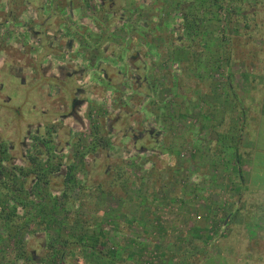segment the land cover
Instances as JSON below:
<instances>
[{
  "label": "rangeland",
  "instance_id": "1",
  "mask_svg": "<svg viewBox=\"0 0 264 264\" xmlns=\"http://www.w3.org/2000/svg\"><path fill=\"white\" fill-rule=\"evenodd\" d=\"M110 1L0 0V86L6 88L0 90V140L3 148L16 146L0 162V264H264V179L253 173L255 189L243 188L241 160L233 153L262 106L241 98L246 59L263 40V0H115L112 7ZM57 4L74 16L53 17L46 23L51 31L83 21L115 36L122 69L116 101L131 109V129L110 132L104 121L115 101L110 92L85 94L96 103L80 109L83 124L66 119L73 125L64 130L58 122L59 167L37 181L35 166L21 160L20 140L28 123L32 131L38 126L35 116L42 118L46 104L33 89L27 99L33 74L27 58L35 49L25 46L23 53L20 41L25 22L39 28ZM109 39L100 45L110 46ZM132 54L141 59L131 60ZM50 61L41 70L63 75L59 66L66 58ZM12 73L27 83L15 79L8 86ZM91 75L85 71L83 81ZM57 99L45 106L47 120L58 115L52 114ZM19 104L25 115L16 110ZM138 130L144 134L135 142ZM15 204L19 218L8 229L4 214ZM41 206L48 226L36 224ZM80 232L95 233L92 242L84 241H100L103 259L77 242L63 246L64 238L76 241Z\"/></svg>",
  "mask_w": 264,
  "mask_h": 264
},
{
  "label": "flooded vegetation",
  "instance_id": "2",
  "mask_svg": "<svg viewBox=\"0 0 264 264\" xmlns=\"http://www.w3.org/2000/svg\"><path fill=\"white\" fill-rule=\"evenodd\" d=\"M114 4L115 0H111L110 7H112ZM54 11L55 12L50 13L49 17H44L43 21L41 20L39 22V28H33L29 22H25V29H23L21 33L22 39L20 41L23 48L27 46V48L32 47L35 49L33 51V55H30L27 58L30 59L33 69V74L31 77L32 81L30 83L31 87H26L28 88L27 99L31 100L29 91L32 89L33 93L35 90L37 91V93H35L33 97L36 96L38 101H43V103H45L48 108H50L49 106L52 104V101L50 100L58 98L53 105L55 108H53L52 110V114L55 113L58 115L56 119L52 121L47 120L49 119L48 117H46L48 108H46V105L44 104L40 106V110L42 111V114H44L42 115V118L40 117V114L35 116L34 109L37 107V101H34V109L29 108L28 110L29 113L33 112L38 126L35 127L34 131H32L29 128V126L31 127L32 123H28L26 135L24 136V138H22V140H20L21 160L23 161L24 165H32L33 168L35 166V169H32V172H34V176L32 177V179L37 181H39L41 177V174L39 172V169H41L40 162H44L45 166L46 163L50 165L49 167L44 169H47L48 174L50 173L48 176L49 179L55 173L58 145L55 137L56 131L60 129L58 128V122L62 121L61 128L64 130H69V128L73 125L71 123L67 125V122L64 123L66 119L68 120L73 118L76 123L83 124L84 117L81 114L80 109H82L85 104L86 106H89L94 104V102L96 103L95 97L93 98L91 96L89 98H86L84 97L85 94L91 93V95H98L99 93H102L104 91L110 92L111 101L115 100L111 102L112 109L109 112L111 116H109L110 114L108 113L107 116H105V119L104 115L100 114L97 115V118L99 116H102L105 119V122L108 121L107 124H110V132L115 130V132H118L117 129L127 132L131 129V125L127 124L130 120L131 109L128 107H124V105L121 106L120 101H116V93L119 92V86L121 85L120 76L122 74V69L120 62H118L117 60L119 56L114 52V46L116 45L117 41L115 40V36L113 34L108 35L106 34V32L104 34L105 30L101 28H97V30L86 28L83 21L80 22V26L78 25L77 27H75L76 25H73L74 28L70 27V29L66 28L65 30L56 28V30L51 31L49 28H47L48 25H46V23L48 24V22L52 20L53 17L56 19V17L62 18L63 16H67L69 17V20H71L74 16V14L72 13H63L62 11H64V7L62 8L58 4ZM41 16L42 15H37L35 19L39 20ZM44 24L45 26L43 27L42 25ZM29 33L32 36L33 43H30L28 41ZM103 37H110L109 41L112 42H109V44L112 49L110 48V46L104 48L100 45ZM110 49L111 53H108V51L110 52ZM26 50L27 49L25 47L23 49V53L27 52ZM61 56L64 59L66 58V62L63 61V63H60L61 65L59 66V69L62 70L63 75L59 76L54 73L47 74V72L41 70L43 69L45 63L44 61L49 63L46 64L51 65L52 62L50 61V58H59ZM136 57L141 59L139 55L136 56L134 54L130 56V59L133 60ZM47 59L49 60L47 61ZM133 67L134 68H132V70L136 71L137 69L134 64ZM85 71H91L92 74L90 76V80L87 83L83 81ZM130 74L131 73H129L128 75L127 73V75L131 78ZM12 76L10 78V82L7 84L8 86H10L11 82L15 81V79H19L18 81H21L22 84L27 83L24 77H19L14 73H12ZM124 78L126 80L127 77L124 75ZM46 85L47 87H45ZM41 88L47 90V94H45L48 96V101L42 99L44 95H42L43 91L41 90ZM4 89H6L5 84L1 81L0 90L4 91ZM8 96L9 93L4 94V97L10 98ZM27 99L24 100L26 101ZM19 101L21 104L22 99L19 98ZM20 104L19 106H17L18 109L16 110H18L19 114L22 113V115H25L26 113L22 112ZM100 123H102V121H99L98 125ZM64 124L66 125V127ZM100 127L101 126H98L96 130H99ZM143 130H138L139 133L134 134L135 142L138 138L141 139L144 134ZM154 131V128H151L149 130V133L153 134ZM139 134L140 136L138 137L137 135ZM3 145L4 142L0 140V162L2 164L4 163V157L6 158L7 156H9L16 147L12 144L10 147L3 148ZM0 170H3L1 165ZM30 187L29 191H31L32 189Z\"/></svg>",
  "mask_w": 264,
  "mask_h": 264
},
{
  "label": "crops",
  "instance_id": "3",
  "mask_svg": "<svg viewBox=\"0 0 264 264\" xmlns=\"http://www.w3.org/2000/svg\"><path fill=\"white\" fill-rule=\"evenodd\" d=\"M261 10L262 14H260V20L264 21V6ZM262 28L263 29L260 30V37L263 38L262 43L259 46L256 45L253 50H250L252 54L249 56V59H246L249 76L247 75V73H244L247 78L244 85H246L247 92L241 98L243 103L255 99L260 101L259 104L262 103L261 108L259 105V110H257L255 114L256 120L254 121V124L251 125V130H249V133L247 129L244 130L250 135H248L249 140L247 138L246 142H244L242 146L239 145L238 149L239 154H241L242 165V168L239 167V170L241 171V173L242 170L244 171L241 177L242 186L243 188L246 187L249 190L255 189L252 186L253 179L251 175H253V173L256 174L258 172L260 178L262 180L264 179V23ZM251 63L252 65H249ZM261 68H263V72L261 71ZM257 69L259 70L257 71ZM231 86L232 83H230V87H228V90H232ZM256 95L258 98L256 97ZM238 97L240 96L238 95ZM246 104L243 105L247 108L248 104ZM235 148L236 147L234 146L233 149ZM259 187V189H261L260 191L264 192V186Z\"/></svg>",
  "mask_w": 264,
  "mask_h": 264
},
{
  "label": "trees",
  "instance_id": "4",
  "mask_svg": "<svg viewBox=\"0 0 264 264\" xmlns=\"http://www.w3.org/2000/svg\"><path fill=\"white\" fill-rule=\"evenodd\" d=\"M216 1H219V0H216ZM161 8H162V6H160ZM239 139V138H238ZM238 139L236 138V140H237V142H235V149H233V153L236 155V158H238L239 160H241V154H239V151H238V149H239V147H238ZM235 140V141H236ZM43 163L44 162H42V164L41 165H43ZM59 163V162H58ZM44 166V165H43ZM43 166H41V171H40V174H41V177H40V180H42V181H47V179H48V172H45V171H47V169L46 170H44L45 169V167H43ZM59 167V166H58ZM58 167L56 166V170L58 169ZM45 179V180H44ZM241 189H243V188H241ZM240 191H243V190H240ZM24 205H27V204H24ZM29 206V205H28ZM12 207H14L15 209L14 210H12V212H9V213H7V214H4V217H6V218H4L5 220V223L6 224H9L10 226L8 227V229L15 223V220L17 219V218H19V215L17 214V212H16V208H17V204H15L14 206H12ZM43 207L41 206L40 207V211L41 212H39L41 215L38 217V221H37V223L36 224H40V225H43V223H45V226L47 225V223L49 224V222L51 221V219L49 220V222H44V220H45V218H43V212H44V209H42ZM33 210V206H29V208H28V213H30L31 211ZM31 213H33V211L31 212ZM26 217H28V216H26ZM42 219V220H41ZM52 222V221H51ZM48 226V225H47ZM24 228H27V227H24ZM95 235V233L93 232V234H89V233H87V232H80L79 234H78V236H77V239L78 240H76V241H72V240H70V239H72V238H64L63 240H64V242H63V240H61V242H63V246L64 247H66L65 245H66V243L68 244L69 242H71L72 244L73 243H75V242H77L78 244L80 243V245H82L84 248H90L91 250H92V253H93V255L92 256H94V257H96V258H101L102 257V259H103V257H105L106 255H105V253H104V251L103 250H101L100 249V247H99V243H100V241H96L94 244H90V242H85L84 240L86 239H84V237H89V241H91L92 239H91V237H93ZM59 236H62L60 233H59ZM92 242V241H91ZM70 243V244H71ZM93 245V246H92ZM55 248V247H54ZM53 248V249H54ZM88 248V249H89ZM52 254H55V252H52ZM112 259V258H111ZM109 262V261H108Z\"/></svg>",
  "mask_w": 264,
  "mask_h": 264
}]
</instances>
